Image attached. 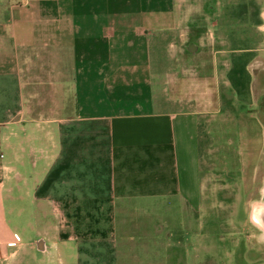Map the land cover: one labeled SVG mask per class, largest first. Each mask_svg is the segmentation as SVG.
I'll return each instance as SVG.
<instances>
[{
	"label": "crops",
	"instance_id": "obj_1",
	"mask_svg": "<svg viewBox=\"0 0 264 264\" xmlns=\"http://www.w3.org/2000/svg\"><path fill=\"white\" fill-rule=\"evenodd\" d=\"M224 94L264 129V0H0V264H190Z\"/></svg>",
	"mask_w": 264,
	"mask_h": 264
},
{
	"label": "rangeland",
	"instance_id": "obj_2",
	"mask_svg": "<svg viewBox=\"0 0 264 264\" xmlns=\"http://www.w3.org/2000/svg\"><path fill=\"white\" fill-rule=\"evenodd\" d=\"M213 54L209 52L204 56V60H211ZM186 56H189L188 50L184 52V57ZM191 68L183 66L182 69L186 71ZM206 68L207 73L210 74L208 87L213 111L218 107V100L215 92L216 82L211 77L213 69L211 61ZM193 69L195 73L197 70L201 72L204 68L195 66ZM197 77L198 80L205 78L204 74ZM198 83L196 95L199 97V90L202 88L201 82ZM163 86L161 82L160 88L163 89ZM224 96L222 112L209 114L207 161L210 206L203 207L201 218L196 219L198 214L193 213L192 223L187 227L181 226V216L177 212L174 238L177 241L181 240L190 250L188 254L190 264H264V229L249 216L251 208L256 203L264 202V154L260 159L258 156L264 141V129L260 116L253 108V111H247V115H243L239 110L244 109L245 112L248 107H245L243 102H239L236 95L231 98H228L227 94ZM259 101L264 104V99ZM262 118L264 119V115ZM242 138L249 142L252 166L257 164L256 179L250 193L248 189H244L245 183L241 178L242 158L238 155V150L243 153L245 148L240 146ZM5 143L7 146V135ZM217 186L223 189L216 192ZM197 255L200 256L195 258Z\"/></svg>",
	"mask_w": 264,
	"mask_h": 264
},
{
	"label": "bare ground",
	"instance_id": "obj_3",
	"mask_svg": "<svg viewBox=\"0 0 264 264\" xmlns=\"http://www.w3.org/2000/svg\"><path fill=\"white\" fill-rule=\"evenodd\" d=\"M254 221L264 229V202L254 205Z\"/></svg>",
	"mask_w": 264,
	"mask_h": 264
}]
</instances>
